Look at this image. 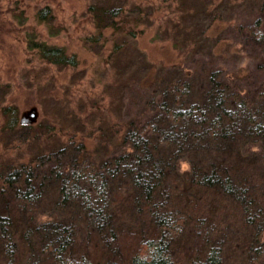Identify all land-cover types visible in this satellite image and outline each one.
<instances>
[{
    "label": "trees",
    "instance_id": "obj_1",
    "mask_svg": "<svg viewBox=\"0 0 264 264\" xmlns=\"http://www.w3.org/2000/svg\"><path fill=\"white\" fill-rule=\"evenodd\" d=\"M89 9L100 30H126L114 7ZM236 28L264 57V2ZM193 82L173 68L144 91L104 161L82 143L2 166L0 264H264V72L248 86L217 68ZM15 112L3 109L4 130H29Z\"/></svg>",
    "mask_w": 264,
    "mask_h": 264
},
{
    "label": "rangeland",
    "instance_id": "obj_2",
    "mask_svg": "<svg viewBox=\"0 0 264 264\" xmlns=\"http://www.w3.org/2000/svg\"><path fill=\"white\" fill-rule=\"evenodd\" d=\"M261 2L0 0V168L82 143V154L98 161L121 152L132 107L173 68L193 76L197 89L216 68L255 85L264 57L244 46L236 27ZM95 6L114 7L122 35L98 28ZM40 44L62 49L74 64L44 60ZM5 107L30 129L4 130ZM86 246L79 241L75 250L91 252Z\"/></svg>",
    "mask_w": 264,
    "mask_h": 264
},
{
    "label": "clouds",
    "instance_id": "obj_3",
    "mask_svg": "<svg viewBox=\"0 0 264 264\" xmlns=\"http://www.w3.org/2000/svg\"><path fill=\"white\" fill-rule=\"evenodd\" d=\"M185 167H187V165H185Z\"/></svg>",
    "mask_w": 264,
    "mask_h": 264
},
{
    "label": "water",
    "instance_id": "obj_4",
    "mask_svg": "<svg viewBox=\"0 0 264 264\" xmlns=\"http://www.w3.org/2000/svg\"><path fill=\"white\" fill-rule=\"evenodd\" d=\"M22 122H25V121L22 120Z\"/></svg>",
    "mask_w": 264,
    "mask_h": 264
}]
</instances>
